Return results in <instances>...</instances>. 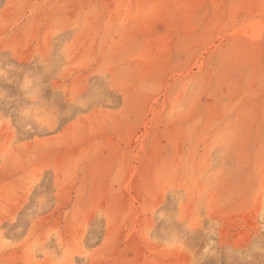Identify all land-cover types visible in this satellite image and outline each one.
I'll return each instance as SVG.
<instances>
[{
  "label": "rangeland",
  "instance_id": "obj_1",
  "mask_svg": "<svg viewBox=\"0 0 264 264\" xmlns=\"http://www.w3.org/2000/svg\"><path fill=\"white\" fill-rule=\"evenodd\" d=\"M0 264H264V0H0Z\"/></svg>",
  "mask_w": 264,
  "mask_h": 264
}]
</instances>
